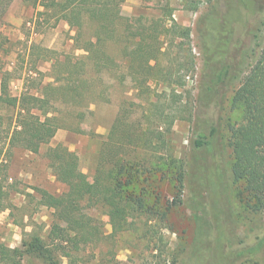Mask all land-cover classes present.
<instances>
[{"label": "rangeland", "instance_id": "374dc122", "mask_svg": "<svg viewBox=\"0 0 264 264\" xmlns=\"http://www.w3.org/2000/svg\"><path fill=\"white\" fill-rule=\"evenodd\" d=\"M41 10L35 1L14 0L5 17L2 32L11 43L4 70L10 74L9 93L14 97L26 87L36 93L39 83L53 81L52 63L30 58L34 43L53 50L60 59L83 54L75 50L76 30L66 22L55 27H48L44 20L37 24ZM122 12L127 17L145 16L176 32L162 37L165 55L161 66L171 81L151 83L152 97L145 100L130 80L119 83L105 77L106 86L101 82L94 86L97 91L106 89L105 100L87 107L80 123L86 134L60 129L38 154L10 147L5 128L12 111L0 108L4 121L0 126V243L23 250V243L32 235L48 240L54 210L42 204L37 190L56 197L68 191L45 156L50 147L64 145L75 152L81 171L92 181L103 141L122 106L132 117L128 122L136 123H147V116L157 108L165 116L177 118L168 131V123L157 116L164 122L160 130L165 132L166 149L185 165L182 203L162 215L174 195L171 184L163 183L159 189L162 212L150 217L142 214L133 229L108 238L97 249L88 247L82 252L81 264H264V212L254 213L240 200L244 184L234 180L231 146L232 128L244 116L241 109H234L233 96L264 46V0H126ZM182 30H189L190 37H183ZM36 61L45 75L41 79L33 74L26 81ZM223 66L229 68V77L221 85H213L215 73ZM1 82L2 73L0 93ZM210 86L213 92L208 90ZM78 109L83 110L60 107L69 124ZM200 139L204 145L198 148ZM137 152L147 159L154 156L140 149ZM158 153L167 154L163 149ZM82 204L109 237L112 225L105 208L100 203ZM22 264L46 263L26 255Z\"/></svg>", "mask_w": 264, "mask_h": 264}, {"label": "trees", "instance_id": "16d2710c", "mask_svg": "<svg viewBox=\"0 0 264 264\" xmlns=\"http://www.w3.org/2000/svg\"><path fill=\"white\" fill-rule=\"evenodd\" d=\"M13 1L0 0V108L12 111L5 128V138L11 148L20 147L38 154L60 129L86 134L80 123L86 117L87 107L105 100L106 89H94L98 82L107 85L103 81L105 77L119 83L130 80L132 87L145 100L152 97L151 83L170 80L161 66V57L165 55L162 37L176 32L165 28L164 24L149 22L145 16H125L122 6L126 0H23L35 1L42 8L37 13V24L42 25L44 20L48 27H55L66 22L76 30L74 47L83 54H68L60 59L53 50L34 43L30 58L50 61L53 75H58H52L53 81L46 85L39 83L36 93L26 87L20 96H11V77L4 70L11 42L2 28ZM182 31L183 37H190L189 30ZM37 61L28 70L26 81L33 74L41 79L45 75L37 69ZM229 74V68L223 66L215 73L213 85L224 83ZM67 82L71 84L67 85ZM208 90L213 92L211 86ZM232 104L244 114L241 123L232 128L234 180L244 184L239 194L244 206L254 213L264 212V46L259 59L235 92ZM61 106L70 111L75 108L83 110L75 111L72 116L75 120L69 124L61 114ZM158 115L165 119L170 131L177 119L175 116H165L164 112L154 108L147 116V123L128 122L132 117L122 106L103 141L92 181L81 171L75 152L64 145L50 147L45 156L54 175L68 186V191L56 197L45 190H37L42 204L54 210L48 240L32 235L23 243V250H12L0 243V264H22L26 255L39 257L46 264H81L84 262L82 252L88 247L97 249L108 238L133 229L142 214L150 217L162 212L159 189L163 183L171 184L174 195L162 215L181 204L185 165L166 149L165 132L160 130L164 122ZM3 123L0 117V126ZM203 145L204 139L196 141L198 148ZM138 149L152 152L154 156L147 159L143 152H137ZM162 149L166 155L158 153ZM132 152L135 155L128 159L126 156ZM152 196H155L154 203ZM86 201L100 203L108 212L112 225L109 237L88 215L82 204Z\"/></svg>", "mask_w": 264, "mask_h": 264}]
</instances>
